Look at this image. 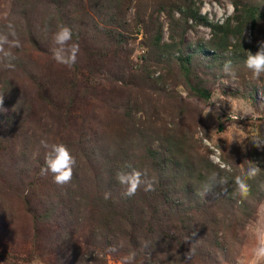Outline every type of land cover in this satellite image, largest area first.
<instances>
[{
  "label": "rangeland",
  "instance_id": "1",
  "mask_svg": "<svg viewBox=\"0 0 264 264\" xmlns=\"http://www.w3.org/2000/svg\"><path fill=\"white\" fill-rule=\"evenodd\" d=\"M247 13L253 26L235 30ZM226 21L231 29L213 34ZM61 26L79 47L72 67L53 58ZM0 38L11 53L0 52V264H125L91 235L106 208L99 178L109 179L110 161L153 157L163 170L148 167L150 179L172 176V198L194 192L201 210L191 224L204 236L188 264H264V145H255L264 141V74L245 64L264 41V0H0ZM229 62L235 79L223 71ZM42 140L75 157L69 183L41 175ZM256 165L243 198L235 177ZM213 175L227 183L207 190ZM170 225L169 235L181 222Z\"/></svg>",
  "mask_w": 264,
  "mask_h": 264
},
{
  "label": "trees",
  "instance_id": "2",
  "mask_svg": "<svg viewBox=\"0 0 264 264\" xmlns=\"http://www.w3.org/2000/svg\"><path fill=\"white\" fill-rule=\"evenodd\" d=\"M255 19L252 13L239 14L233 28L239 30L246 23L253 26ZM211 28L213 32L223 29L224 33L231 29L227 21L222 26L216 25L211 26ZM224 33L223 36L225 37ZM196 93L201 97L208 96L203 90H196ZM146 151L144 149V153L141 155L143 158L150 157ZM126 164L124 163L123 167L116 164L113 166L110 161L109 179L99 178L98 184L105 189L108 198L103 199L101 197L99 200L97 197V201L99 200L100 204L105 205L106 208L101 207L98 210L99 214L94 220L95 224L92 225L91 235H98V246L106 249L110 247L118 248L121 254L125 255V259L134 253L131 264H188L190 260L199 255L198 243H200L199 240L202 241L204 236L200 232V234H197L191 224L194 218L196 219L199 215L196 212L201 211L198 208L194 210L193 202H196L195 199H192L195 196L194 192L190 194L189 202H185L184 197L180 194L177 195L178 197L172 198V191L177 188L174 179H171L172 176L165 177L162 180L157 178L156 183L153 179H150L151 174L148 167H157L158 170L162 171V162H156L154 157L151 162L150 160L138 158L137 163L132 165L134 168L146 173L142 179L152 183V190L145 192V186L142 184L135 196L125 197L122 195L123 186L117 182L115 177L118 172L127 170L125 169ZM190 180L187 182L186 187L191 189L193 183ZM227 190H231V188H226L225 185L223 189L220 188V194L223 193L226 196L224 199L231 203L230 198L232 197H230L231 194ZM78 196L82 197L83 194H78ZM65 204L62 208L72 211L66 202ZM236 207L242 214L246 211L244 203H238ZM45 213L44 219L47 220ZM35 214L43 218V214L39 211L36 210ZM171 218L181 222V225L179 228L176 226L169 235L165 229L167 224L171 226ZM119 235L122 241L118 242V240L117 243L114 240ZM111 241L116 244L113 246Z\"/></svg>",
  "mask_w": 264,
  "mask_h": 264
},
{
  "label": "clouds",
  "instance_id": "3",
  "mask_svg": "<svg viewBox=\"0 0 264 264\" xmlns=\"http://www.w3.org/2000/svg\"><path fill=\"white\" fill-rule=\"evenodd\" d=\"M232 11H234V9L230 6L229 15ZM53 40L57 45V47L53 49V58L57 63L72 67L76 63L79 47L76 44H71V46H69V42L72 40L71 29L66 26H61V28L54 34ZM6 42V38H0V52H4L2 45ZM4 55L9 57L11 56V53L4 52ZM245 64L252 71L254 78H258L261 74H264V41L258 42V48L255 53L249 51ZM223 71L233 79L236 78L235 72L231 69L230 62L225 64ZM2 102V97H0V104H2ZM41 145L46 149V166L41 168V175L46 176L51 173L53 175L54 183L58 185L69 183L73 176V168L76 165V159L71 154L68 147L64 144L49 145L47 141L43 140L41 141ZM255 145L259 148L264 145V141L255 142ZM125 169L127 170L118 172L115 177L117 182L123 186L122 195L128 198L135 196L142 184L145 186V191L152 190V183L142 179L146 173L134 168L131 163H127ZM227 171L231 172L232 170L231 168H227ZM260 173L261 168L259 165H256L249 167L242 175H237L235 177L234 183L241 197H248L250 186L247 181L255 179ZM210 181L211 183L207 190H210L215 183L221 185L227 183V178L224 177L217 180V177L213 175L210 177ZM105 198L107 199V194ZM134 255V253L130 254V256L125 259V264H131ZM257 257H264V247H261L257 251Z\"/></svg>",
  "mask_w": 264,
  "mask_h": 264
}]
</instances>
